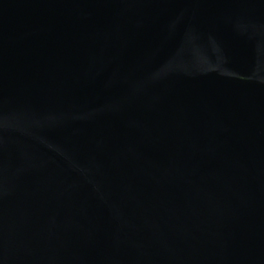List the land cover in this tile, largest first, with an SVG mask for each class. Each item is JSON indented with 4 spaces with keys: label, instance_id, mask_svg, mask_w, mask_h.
<instances>
[{
    "label": "water",
    "instance_id": "obj_1",
    "mask_svg": "<svg viewBox=\"0 0 264 264\" xmlns=\"http://www.w3.org/2000/svg\"><path fill=\"white\" fill-rule=\"evenodd\" d=\"M0 264H264V0H0Z\"/></svg>",
    "mask_w": 264,
    "mask_h": 264
}]
</instances>
